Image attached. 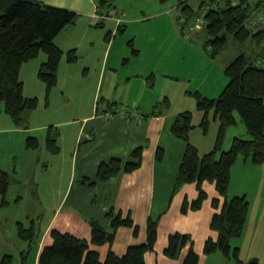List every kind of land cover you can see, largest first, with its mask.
Segmentation results:
<instances>
[{"label":"crops","instance_id":"obj_1","mask_svg":"<svg viewBox=\"0 0 264 264\" xmlns=\"http://www.w3.org/2000/svg\"><path fill=\"white\" fill-rule=\"evenodd\" d=\"M32 1L72 10L79 17L54 39L64 55L58 66V82L49 94L48 103L44 99L45 84L37 77L40 65L47 59L41 52L23 63L19 71L23 94L37 98V108L26 114L25 126L20 127L3 111L0 114V171L12 178L5 196L7 204L0 206V259L11 255L15 264L14 258L18 256L17 263L21 264L28 242L18 237V223L28 227L32 220L39 219V234L31 249L34 251L30 263L37 264L41 247L50 242V229L89 240L90 221L103 223L105 213L114 207L123 215L130 214L138 226V234L121 226L111 246L90 245L102 260L109 249L121 256L129 246L144 243L148 216L161 214L154 250L145 253V264H182L188 246L176 259L164 254L168 236L176 232L191 237L199 256L198 264H235L233 258H226L219 251L203 252L206 239L217 237L210 229L216 212L211 200L218 196L214 183H202L207 198L199 209L187 213L181 212V206L184 199L192 202L197 198L196 184L185 183L172 193L184 151V142L170 133L173 118L183 111L192 112L194 128L190 140L200 155L213 147L218 120L210 110L209 127L203 133L199 127L203 112L187 96L188 90L167 86L168 82L164 86L171 88L169 92L153 89L154 79L153 84L148 83L147 77L146 81L142 80L151 70L144 65L150 58L140 61L141 50L133 47L136 42L131 41L130 45L125 41L129 37L126 23H139L163 11L147 15L140 8L139 16L132 20L131 4L124 8L116 0L102 5L100 0ZM110 6L109 17L97 16L100 12L106 13ZM99 22L102 25L95 26ZM120 30H123L122 37L117 36ZM126 46L131 47V53ZM70 50L76 51V62L67 61L66 53ZM155 52L150 55L152 58ZM130 66L137 69L132 71ZM159 67L158 64L149 74L156 77ZM174 77L166 76L171 80ZM165 97H169L170 105L165 112L157 113L159 109L155 105ZM174 97L176 107L172 103ZM114 103L127 112L111 116ZM50 127L56 131V154L46 149ZM30 137L38 141L37 148L27 147ZM157 147L163 148L161 161L155 158ZM136 148L142 150L137 168L122 170L105 181L96 180L99 163L112 158L128 162ZM91 182L94 184L90 185ZM241 194L249 201L248 216L241 234L230 245L238 249L241 260L256 259L257 264H264V163L255 164L245 158L236 160L231 168L227 197Z\"/></svg>","mask_w":264,"mask_h":264},{"label":"trees","instance_id":"obj_2","mask_svg":"<svg viewBox=\"0 0 264 264\" xmlns=\"http://www.w3.org/2000/svg\"><path fill=\"white\" fill-rule=\"evenodd\" d=\"M114 0H100V5ZM165 2L167 0H160ZM180 7V14L185 22L202 18L205 24L207 40L205 50L215 58L226 45L230 36L238 42L254 38L263 43V52L254 60L244 55L233 59L225 68L224 74L228 82L216 98L203 96L199 92L191 93L195 99L196 108L203 112L199 127L206 133L209 127L208 112L218 120V130L213 148L202 155L190 140L192 125V112L183 111L175 115L169 130L170 133L184 142V151L178 166L174 193L185 183H195L197 198L192 202L184 199L181 212L197 210L201 207L207 194L202 187L204 181L214 183L218 196L211 200L216 210L211 221L210 229L217 234L216 239L208 238L204 242V254L219 251L226 258H233L235 264H257L256 259L243 261L238 256V249L232 248L230 241L238 237L246 223L249 201L242 196L227 197L230 182L231 168L242 156L255 164L264 163V69L259 68L255 62L264 55V29L252 33L246 23L256 9H264V0H225L223 3L213 0L210 7L205 8V2L199 4V12L189 5H183L186 0H176ZM213 6V7H212ZM111 6L102 17H109ZM79 14L65 8L49 6L32 0H0V114H7L16 126H25L26 114L37 108V98H29L23 94V85L19 80V71L23 63L36 58L39 53L46 54L47 59L37 72L38 79L45 84V103H48L51 90L58 82V66L64 52L55 44L54 39L65 27L73 25ZM102 23L95 26H101ZM123 32V30L119 31ZM131 45V41L128 42ZM134 53L138 51L132 49ZM68 62H76L75 50L66 53ZM151 73L147 79L153 82ZM153 84V83H152ZM169 99L163 98L155 105L157 113H163L169 107ZM111 109L116 106L111 105ZM237 113L246 127L249 139L234 137L227 151H223V144L229 127L236 124L234 113ZM155 113V112H154ZM153 113V114H154ZM56 131L48 128L46 134V149L53 154L58 152L56 145ZM35 138L27 139L28 148H37ZM141 148L131 152L132 160L123 162L119 158H112L108 162L99 163L96 171V180L105 181L120 171H131L137 168L141 160ZM163 148L157 147L155 158L163 159ZM12 178L9 173L0 171V206H5L6 193ZM94 184L93 182L90 185ZM161 214L149 215L146 223V240L142 244L129 246L121 256L108 250L102 260L96 250L90 249V244L111 246L116 231L124 226L132 229L134 235L138 234V226L132 221L129 213L123 215L121 210L114 207L105 213L104 222L90 221V240L79 238L69 232H60L50 229L49 244H43L37 258V264H145L144 255L154 250L157 237V228ZM39 219L35 218L28 227L17 224V234L22 240L28 242V249L21 255V264H27L33 243L39 234ZM188 246V251L182 264H198L199 256L193 247V241L188 234L173 233L168 236L164 254L170 259L178 258L181 251ZM111 248V247H110ZM0 264H12L11 255H3Z\"/></svg>","mask_w":264,"mask_h":264},{"label":"rangeland","instance_id":"obj_3","mask_svg":"<svg viewBox=\"0 0 264 264\" xmlns=\"http://www.w3.org/2000/svg\"><path fill=\"white\" fill-rule=\"evenodd\" d=\"M201 1H204L206 5L209 4V7L212 2V0H186L183 5L191 6L194 10L199 12V16L201 14L199 10ZM116 2L124 4V8L131 4L132 7L130 11L133 15V18H131L132 20L139 16L138 11L140 8H143L147 15L152 12L163 11L154 18L153 16L149 18L146 17L139 23H126L128 27L126 34L129 35V37L125 41H127V43L128 41L136 42L133 47L136 49L140 48V61L147 59V57L150 58L147 59L144 65H147L151 70L146 73L142 80L146 81V77L153 68L158 67V64L160 66L156 72L157 76L153 77L155 83L152 87L153 89L160 88V90L164 89V91L169 92L171 88L167 87L168 85H171V87L178 86L180 89L185 88V90H188L187 96L194 102L195 99L191 94L194 92H199L203 96L209 98H216L228 82V78L224 74V68L233 59L239 55H244L250 60H254L263 52V43L258 42L254 38L250 37L244 42H238L228 36L224 49L220 51L215 58H212L204 48L207 34L205 32L203 19L200 18L198 21L199 23L196 25H193L195 23L194 20L185 22L184 17L180 14V7H178L176 0H167L165 2H161L160 0H116ZM117 36L122 37L121 32H118ZM153 45H156L155 48H152ZM153 50L157 51L154 54L155 58L150 56ZM127 51L131 53L130 46L127 47ZM156 56L158 57L157 61ZM130 68H132V71L137 69L136 66H130ZM164 70L166 71L164 72ZM170 74L171 76L178 77V79L176 77H174V80L166 78V76ZM150 79L151 78L148 79V83L152 84L153 82ZM165 82H168L167 86H164ZM145 99L146 97L144 96L142 100L145 101ZM131 101L134 102L133 100ZM172 103L173 106L176 107L175 97L172 99ZM136 107V109H138V106ZM234 116L236 124L232 125L227 130L223 151L229 149L234 137L243 139L250 138L241 117L236 112ZM200 147L204 148L202 146ZM238 158L240 159L243 157L239 156ZM242 195L244 194L238 196ZM88 239L90 240V238ZM33 251L34 250H31L29 253L27 264H30L32 261ZM14 260L16 264L17 261H19V257L16 256Z\"/></svg>","mask_w":264,"mask_h":264},{"label":"built area","instance_id":"obj_4","mask_svg":"<svg viewBox=\"0 0 264 264\" xmlns=\"http://www.w3.org/2000/svg\"><path fill=\"white\" fill-rule=\"evenodd\" d=\"M218 2L220 3H223L225 0H217ZM216 1L213 0V6L216 5L215 3ZM233 4L234 3H238L239 0H235V1H231ZM209 7V4L205 5V8ZM253 16L248 19L247 23H246V27L247 29L252 32V33H255V32H258V30L260 29H264V9L261 8V9H256L253 14ZM101 18H103L102 16L100 15H97ZM96 16V17H97ZM200 19L197 18L194 22L193 25H196L197 23H199ZM255 64L259 67V68H263L264 69V55L260 56L258 59H256V62ZM125 112H127L126 108H123L122 106L118 107L116 106L115 108H113V113L111 114V116H115L116 114H124ZM136 112V111H135Z\"/></svg>","mask_w":264,"mask_h":264}]
</instances>
